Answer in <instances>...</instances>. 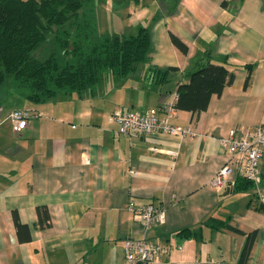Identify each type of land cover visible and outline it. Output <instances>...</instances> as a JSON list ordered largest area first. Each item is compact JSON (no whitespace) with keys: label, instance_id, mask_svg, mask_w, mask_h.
Returning a JSON list of instances; mask_svg holds the SVG:
<instances>
[{"label":"crops","instance_id":"1","mask_svg":"<svg viewBox=\"0 0 264 264\" xmlns=\"http://www.w3.org/2000/svg\"><path fill=\"white\" fill-rule=\"evenodd\" d=\"M134 2L132 28L107 31L95 17L104 32L148 26L150 57L140 69L118 80L109 74L81 95L0 103L5 111L42 113L19 132L8 120L0 124V264H129L128 236L167 245L163 257L176 264H264V156L258 184L235 190L211 183L228 159L222 138L264 124V0H179L169 12L159 0ZM209 53L235 78L206 109L176 110L174 121L195 135L124 134L109 119L118 108L145 110L171 99ZM152 65L173 68L157 81ZM130 199L162 208L163 220L144 230ZM37 205H46L48 224L37 225ZM14 210L29 226L27 240L18 238Z\"/></svg>","mask_w":264,"mask_h":264},{"label":"trees","instance_id":"2","mask_svg":"<svg viewBox=\"0 0 264 264\" xmlns=\"http://www.w3.org/2000/svg\"><path fill=\"white\" fill-rule=\"evenodd\" d=\"M171 11L179 0H159ZM171 40L181 50L187 45L174 33ZM151 39L148 26L137 31L100 32L94 0H0V103L15 97L35 103L73 92L94 91L111 74L121 79L134 72L140 61L149 59ZM160 81L173 67L151 66ZM250 71L252 66L249 65ZM235 78L226 63L206 54L188 80L177 86V109L198 113L207 108L213 94H220ZM250 74L247 78L249 83ZM233 189L253 186L243 176ZM258 208L264 209V203ZM37 225L48 224L46 205L35 207ZM13 220L19 240L29 239V226L16 210Z\"/></svg>","mask_w":264,"mask_h":264},{"label":"built area","instance_id":"3","mask_svg":"<svg viewBox=\"0 0 264 264\" xmlns=\"http://www.w3.org/2000/svg\"><path fill=\"white\" fill-rule=\"evenodd\" d=\"M177 91H174L171 99L166 100L158 107H150L145 110L121 109L114 110L109 119L118 123L119 131L124 134H148L154 131H162L177 135H195L196 132L190 125H184L174 121L177 107L175 105ZM37 109L11 108L4 110L0 104V124L8 120L11 129L21 131L32 117L41 116ZM228 151V159L212 178V185H233L235 178L232 173L243 175L255 183L262 178L260 168L261 158L264 156V124L247 126L241 136H237L234 130L222 138ZM131 210H137L140 214V222L143 229H147L153 221L164 218L162 208L148 202L135 205L133 199L128 201ZM124 252L129 264H176L175 261L164 258L169 253V247L161 243L148 241L145 236L125 237L123 242Z\"/></svg>","mask_w":264,"mask_h":264},{"label":"rangeland","instance_id":"4","mask_svg":"<svg viewBox=\"0 0 264 264\" xmlns=\"http://www.w3.org/2000/svg\"><path fill=\"white\" fill-rule=\"evenodd\" d=\"M135 5L136 4L134 0H94L95 15L98 14L99 20L103 23L102 26H108L107 28H105V30L108 29L107 31H115L117 30V26L119 28L124 25H128L129 28L137 26L138 19L136 18V13L133 14V18H127L129 15L128 12L133 9ZM148 6L149 8H151L150 2L148 3ZM98 30L104 32V29L98 28ZM136 31L137 29L128 32L135 33ZM144 63V60L140 61L138 64V69H140ZM7 101H11L7 103L8 106H23V103H25L27 100L22 102H15V96L12 94L9 97V100H6V102Z\"/></svg>","mask_w":264,"mask_h":264}]
</instances>
